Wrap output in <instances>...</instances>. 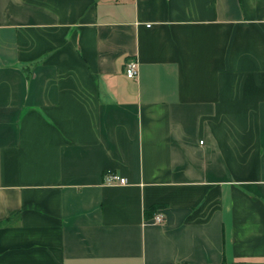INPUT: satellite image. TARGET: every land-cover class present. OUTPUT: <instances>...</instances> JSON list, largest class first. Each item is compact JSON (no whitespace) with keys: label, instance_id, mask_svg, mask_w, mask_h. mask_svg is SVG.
<instances>
[{"label":"crops","instance_id":"crops-1","mask_svg":"<svg viewBox=\"0 0 264 264\" xmlns=\"http://www.w3.org/2000/svg\"><path fill=\"white\" fill-rule=\"evenodd\" d=\"M0 264H264V0H0Z\"/></svg>","mask_w":264,"mask_h":264},{"label":"built area","instance_id":"built-area-1","mask_svg":"<svg viewBox=\"0 0 264 264\" xmlns=\"http://www.w3.org/2000/svg\"><path fill=\"white\" fill-rule=\"evenodd\" d=\"M125 68H126L125 74H126V77L128 79L134 80L137 78L139 68H138V63L136 61H133V60L128 61L125 65ZM107 180L109 182L118 181L121 184H126V182H127V179L120 178L118 175L113 174V173H111L107 176ZM155 221L162 222L163 216L157 215L155 218Z\"/></svg>","mask_w":264,"mask_h":264},{"label":"trees","instance_id":"trees-1","mask_svg":"<svg viewBox=\"0 0 264 264\" xmlns=\"http://www.w3.org/2000/svg\"><path fill=\"white\" fill-rule=\"evenodd\" d=\"M158 208L157 206L151 208L148 212H147V217H151L153 215V212H155V209Z\"/></svg>","mask_w":264,"mask_h":264}]
</instances>
